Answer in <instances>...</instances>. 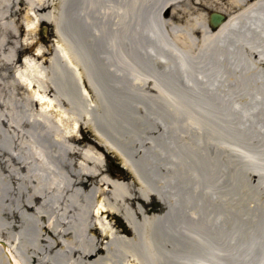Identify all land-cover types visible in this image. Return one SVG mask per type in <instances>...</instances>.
I'll list each match as a JSON object with an SVG mask.
<instances>
[{"label":"bare ground","instance_id":"1","mask_svg":"<svg viewBox=\"0 0 264 264\" xmlns=\"http://www.w3.org/2000/svg\"><path fill=\"white\" fill-rule=\"evenodd\" d=\"M95 1L0 0V28L7 30L0 33V60L7 75L3 77L10 78V96L15 98L22 88L25 102L15 105L13 123L0 119V138L12 142L6 145V139H0V238L8 250L7 256L0 249V264H181L175 255L179 235L171 229L175 207L170 192L159 186L161 179L154 176L150 184L138 181L135 187L130 181L106 175L98 150L78 136L81 126L89 127L94 140L121 157L133 176V168L117 148L122 136L134 146L135 151H129L132 155L144 151L145 157L140 156L143 165L165 169L160 160L165 162L166 155L153 143H161L164 150L174 149L166 125L156 118L145 124L125 109L114 113L107 103L114 105L115 95V103L121 107L127 96L162 95L172 89L168 84L195 88L191 123L201 160L212 158L208 164L224 183L264 175L263 171H248L261 164L236 145L249 140L264 147V99L244 87L253 83L264 94V0H156L152 3L157 13L148 16L145 29L152 44L129 49L133 53L129 56L112 47L99 30L90 32V20L80 9ZM64 5L74 9L70 14L73 29L85 33L77 37V43L70 42L56 26ZM96 9L104 11L102 5ZM213 10L225 16L217 27L208 22ZM42 21L52 22L54 27L51 49L39 43L29 57L24 54L20 64L14 65L19 42L7 46L8 37L17 38L22 23L30 33ZM82 41L94 43L91 53L100 62L105 59V49L109 51L110 64L105 67L111 72L113 96H107L108 101L91 98L94 90L88 73L91 76L93 67L85 61ZM30 42L23 39L21 43L28 46ZM7 53L13 57L6 58ZM170 65L176 72L165 70ZM8 67H13L9 74ZM160 70L164 74L157 72ZM65 73L69 77L66 85L76 92L51 95L49 77L62 80ZM169 76L178 82L165 85L160 81L170 80ZM200 87L205 95H215L225 105L226 115L215 116L208 102L200 103ZM96 108L108 109V117L92 116ZM139 130L148 136L143 137ZM216 132H225L226 137L215 138ZM152 195L164 205L160 213H150L144 205ZM116 215L123 217L128 229L113 219Z\"/></svg>","mask_w":264,"mask_h":264},{"label":"rangeland","instance_id":"2","mask_svg":"<svg viewBox=\"0 0 264 264\" xmlns=\"http://www.w3.org/2000/svg\"><path fill=\"white\" fill-rule=\"evenodd\" d=\"M97 1L87 7L84 4L80 9L83 17H87L90 20L88 22L90 32L92 28L99 30L100 35H103L107 41L113 44L112 47L126 56L133 54L129 49H135L136 47L145 48V46L152 44L146 38L145 29L149 23L148 16L157 13V8L155 6L153 8L152 3L156 0ZM157 1H159L158 3L165 2V0ZM67 5L61 8L62 15H59V22L56 26H58V31L65 34L70 42L72 40V43H77L79 42L77 37H80V35L83 36L85 33L73 29L74 26L70 21V14L74 12V9ZM100 5H102L104 11L99 12L96 9ZM17 23H20V21ZM20 26L21 30L18 32L19 35H17V38L11 39L8 37L9 41L7 43V46H14L16 41L19 42L16 50L18 53L14 63L17 66L20 64V59L23 55L27 54L28 56L30 52L36 49L39 43L45 47L47 46L46 48L50 50L55 38L52 22L42 21L30 33H27L23 29V23ZM6 31L0 28V33ZM23 39L31 41L30 44L28 46L22 44ZM82 42L84 44L82 43L81 46L84 52H86L85 61L91 63L93 67L92 70L90 69L91 76L87 72L88 77L91 78L90 84L92 85V90H94L91 98L105 97L108 101L107 96H113L111 72L110 69L108 70L105 67V64H110L109 51L105 49V59L103 62H100L94 59L91 53L94 43ZM177 50L179 51V48ZM45 54L46 56L49 55L48 53ZM9 55L10 53H7L6 58L13 57ZM161 57L164 58L163 56ZM114 60L113 57L111 61L114 62ZM13 67L6 69L7 74L12 72ZM170 67L165 70L176 72L175 68L171 65ZM97 68L102 69L104 72H101ZM163 71L160 70L157 72L164 74ZM4 72L0 60V119L3 118L8 120L9 123H13V117L17 115L15 105L25 104L21 97L24 91L20 88L19 92L15 93L16 97H11L9 88L10 78L7 80L3 77ZM65 75L62 77V80L58 77H49L51 82H49L50 91H48L51 95L62 96L63 92L71 94L76 92L75 87L73 88L71 86V89L69 85H66L65 80H69V77L68 74L65 73ZM169 77L171 79L168 81L164 78L159 79L165 85L169 81H174V83L178 82L174 77ZM252 84L247 83L244 87L252 94H256L259 99H264V94L260 90L261 88ZM167 86L172 89L163 91L162 95L148 92L137 97L127 96L126 103H122L123 105L121 107L117 106L119 105L117 102L115 103L116 95L115 97L113 96V99L115 98L113 100L114 105H110V102L107 103V107L114 110V113L118 110L125 109V111L127 110L131 114H134V117H139L140 122L145 124L151 118L162 120V123L166 125V132L170 134L169 141L174 145V149L164 150L165 148H163L161 143H153L155 146L161 148V152L166 155L165 162L164 159L160 160V165L165 167L164 170L162 168L159 169L154 164H151V169L143 165L140 156L145 157L143 154L144 151L136 152L135 155H132L131 152H133L134 146H130L126 140L127 138L122 136L123 141L117 144V148L126 157L128 164L134 168L136 176H133L130 171L120 166L118 157L112 151L106 150L94 140L93 133L89 127L81 126L82 128H80L78 136L85 141L88 140L98 150L97 155L102 159V167L105 169L106 175L114 176L117 179L120 178L126 182L130 181L135 187L138 181L140 183L142 182V184H150L153 178L155 179L154 176L161 179L162 184L159 183V186L161 187L162 185V187L170 192L172 204L175 207L173 212L174 222L171 223V229H175L179 235V244L177 241L179 252L175 255L179 257L181 264L197 261L210 262L211 264H252L256 260L264 264V185L259 182V180L264 181V175L262 178L251 176L252 174L249 177L247 172L246 175L249 177L247 180L233 183L222 182V179L216 174V168L212 164H208L213 159L209 158V160L203 162L198 154L196 143L197 133H195L193 123H191L194 112L193 91L195 88L182 89L177 87L178 85L171 86L169 84ZM197 90L201 93L199 96L200 103L205 105L208 102L215 116L226 115L225 105L217 100L215 95H205L201 87ZM68 96L74 95L68 94ZM172 110H177L179 113L174 114ZM108 112V109L105 112L102 108H96L90 114L105 120L108 117L106 114ZM120 122H123L124 125L127 124L129 127H133L130 122L122 120ZM202 130L206 135L205 123L202 125ZM177 132L182 133L181 137ZM139 133L143 137L148 136L142 130H139ZM214 136L215 138L222 139L224 136L226 137V133L216 132ZM2 138L6 139L5 136ZM2 138H0L1 141H3ZM3 142L6 145L12 144L7 139ZM236 145L261 164V168L250 166L248 168L249 172H264V147H258L249 140L239 141ZM122 150H126L127 152L124 154ZM148 173L151 178L147 175ZM147 187L149 185H146ZM143 202L149 212L160 213L163 211L164 205L154 195L151 196L149 202ZM149 205L150 208H147ZM113 219L125 225V228L127 227L128 229L126 221L124 222L121 216L116 215ZM1 241H3L2 238H0ZM197 248L205 250L201 252L186 251V249ZM0 249H2L1 245ZM5 251L4 255H7V247Z\"/></svg>","mask_w":264,"mask_h":264},{"label":"water","instance_id":"3","mask_svg":"<svg viewBox=\"0 0 264 264\" xmlns=\"http://www.w3.org/2000/svg\"><path fill=\"white\" fill-rule=\"evenodd\" d=\"M210 15H211V23L213 25L218 24L223 19V16L221 14L211 13Z\"/></svg>","mask_w":264,"mask_h":264}]
</instances>
